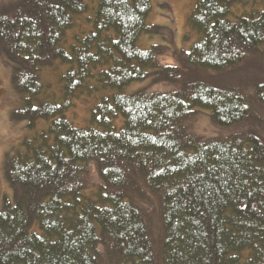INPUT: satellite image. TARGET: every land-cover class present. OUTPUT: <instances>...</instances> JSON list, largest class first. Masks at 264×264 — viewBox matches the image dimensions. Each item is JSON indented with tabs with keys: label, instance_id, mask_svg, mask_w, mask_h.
<instances>
[{
	"label": "trees",
	"instance_id": "16d2710c",
	"mask_svg": "<svg viewBox=\"0 0 264 264\" xmlns=\"http://www.w3.org/2000/svg\"><path fill=\"white\" fill-rule=\"evenodd\" d=\"M90 3L0 2V55L23 96L12 119L51 121L6 155L13 198L0 210V264H264V84L248 93L188 73L264 64V0H197L189 24L199 37L165 66L162 46L137 45L158 30L152 0ZM239 4L252 9L232 18ZM78 16L90 29L70 42ZM57 60L69 66L63 98L41 99V69ZM149 79L178 88L124 92ZM103 90L112 93L88 127L69 121L75 99ZM199 110L237 132L191 134Z\"/></svg>",
	"mask_w": 264,
	"mask_h": 264
},
{
	"label": "rangeland",
	"instance_id": "374dc122",
	"mask_svg": "<svg viewBox=\"0 0 264 264\" xmlns=\"http://www.w3.org/2000/svg\"><path fill=\"white\" fill-rule=\"evenodd\" d=\"M9 0H0L6 2ZM91 1L94 5L95 0ZM197 0H152V10L148 16L149 25L158 27L153 34L144 33L138 40V47L147 50L152 46L163 47V53L159 57L160 66L176 65V50H189L191 45L198 39L189 24V18L195 9ZM262 8V5L259 7ZM251 6L236 5L233 7L232 18L250 12ZM76 27L68 32V40L73 41L76 33L81 30L88 31L90 23L85 21V16L75 18ZM189 36L186 40L185 36ZM14 61L5 55H0V210L3 207L4 198H13V191L4 176L3 166L6 155L13 152L22 140L32 137L36 132L46 129L51 121L41 119L36 123L35 128H30V123L26 120L12 119V113L21 107L22 94L15 91L11 85V76L14 70ZM69 66L60 61H55L52 66L41 69V82L45 86V92L41 99L60 102L63 98L62 78ZM196 79L208 82L215 86L239 85L248 93H253L256 86L264 84V64L257 61L234 70L231 73H218L209 70H189ZM148 89L150 92L175 91L178 85L169 82L153 83L151 79L144 82H134L124 88V92H133L138 89ZM111 91H102L95 96H81L74 100L73 106L66 112V117L76 127L85 128L90 125L91 112L93 107L100 101L102 95H108ZM122 118L116 120L117 126H121ZM186 127L188 131L198 137L207 139L213 137H229L237 132L234 128H222L215 125L209 110H199ZM153 232L158 233V216L153 211Z\"/></svg>",
	"mask_w": 264,
	"mask_h": 264
}]
</instances>
